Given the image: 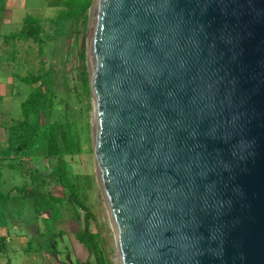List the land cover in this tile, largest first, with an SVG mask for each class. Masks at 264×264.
I'll return each instance as SVG.
<instances>
[{
    "label": "water",
    "instance_id": "95a60500",
    "mask_svg": "<svg viewBox=\"0 0 264 264\" xmlns=\"http://www.w3.org/2000/svg\"><path fill=\"white\" fill-rule=\"evenodd\" d=\"M86 57L119 264H264V0H92Z\"/></svg>",
    "mask_w": 264,
    "mask_h": 264
},
{
    "label": "rangeland",
    "instance_id": "374dc122",
    "mask_svg": "<svg viewBox=\"0 0 264 264\" xmlns=\"http://www.w3.org/2000/svg\"><path fill=\"white\" fill-rule=\"evenodd\" d=\"M56 1L3 0L2 4L0 0V149L7 147L11 139L14 141L12 127L23 119L21 103L35 88V84L20 81L16 75L49 72L56 94L54 107L50 112L29 116L31 122L41 124L45 133L33 141L28 157L33 165L42 169L54 162L55 157L47 154L45 138L55 122L63 125L62 135L78 137L79 151L64 153L70 179L94 211L91 229L101 232L108 258L117 264L116 238L94 160L92 97L90 91L83 89L81 80L82 69H87V57L82 59L79 53L87 45L88 18L84 20V16H80L58 23L63 6ZM28 13L41 19L43 42L6 40L5 35L22 27L23 17ZM0 159L5 164L8 162L1 154ZM28 181V176L7 166L2 168L0 195H8V198L0 200V235L8 237V250L0 253V264H96L86 250L76 251L74 247L75 233L85 226V212L73 209L70 203L62 205L55 213L49 209L37 212L34 201L16 191V186ZM54 192L63 195L57 186Z\"/></svg>",
    "mask_w": 264,
    "mask_h": 264
},
{
    "label": "trees",
    "instance_id": "16d2710c",
    "mask_svg": "<svg viewBox=\"0 0 264 264\" xmlns=\"http://www.w3.org/2000/svg\"><path fill=\"white\" fill-rule=\"evenodd\" d=\"M55 3L63 6L57 18L58 23H60L80 16H84V20L87 19L92 0H58ZM43 31L41 19L28 13L23 17L22 27L16 32L5 35V39H32L34 42L42 43ZM85 52L86 47L83 46L79 53L82 59L86 58ZM16 77L25 83L35 84V88L21 103L23 119L12 127L16 140L11 139L7 147L0 149L1 156L8 158L6 164L0 159V177L4 166L17 171L22 176H28L30 181L16 186V191L25 198L32 199L37 212L49 209L55 213L58 208L66 203H70L75 210L82 209L85 212V226L75 233L76 239L87 248L96 264H104V259H106V264H113L108 258L105 239L101 232L99 230L93 231L90 227V221L95 218L94 211L80 196L79 188L70 179V173L67 169L64 153L72 154L79 151L78 137L76 135L71 137L69 134L62 135L63 125L55 122L50 125L45 138L47 154L55 157L54 162L42 169L40 166L33 165L32 159L28 157L33 141L45 133L41 124L31 122L29 116L50 112L54 107L56 94L52 86V75L49 72H30L26 75L17 74ZM81 80L83 89L90 91L89 73L85 67L81 71ZM54 186L61 188L63 195L55 193ZM6 198L8 195H0V200ZM7 250L8 237L0 235V253H5Z\"/></svg>",
    "mask_w": 264,
    "mask_h": 264
},
{
    "label": "crops",
    "instance_id": "0c3cea01",
    "mask_svg": "<svg viewBox=\"0 0 264 264\" xmlns=\"http://www.w3.org/2000/svg\"><path fill=\"white\" fill-rule=\"evenodd\" d=\"M74 247H75V250L76 251H87V254L89 253V251L87 250V248L81 243L79 242L77 239H75V242H74Z\"/></svg>",
    "mask_w": 264,
    "mask_h": 264
},
{
    "label": "bare ground",
    "instance_id": "6f19581e",
    "mask_svg": "<svg viewBox=\"0 0 264 264\" xmlns=\"http://www.w3.org/2000/svg\"><path fill=\"white\" fill-rule=\"evenodd\" d=\"M115 257H116V260H117V264H119L118 255H117V256H115Z\"/></svg>",
    "mask_w": 264,
    "mask_h": 264
}]
</instances>
